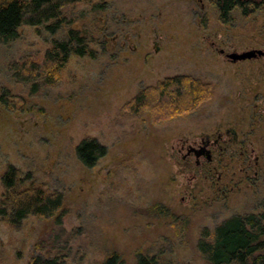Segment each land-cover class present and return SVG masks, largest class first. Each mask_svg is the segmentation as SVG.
Returning a JSON list of instances; mask_svg holds the SVG:
<instances>
[{
	"label": "rangeland",
	"instance_id": "obj_1",
	"mask_svg": "<svg viewBox=\"0 0 264 264\" xmlns=\"http://www.w3.org/2000/svg\"><path fill=\"white\" fill-rule=\"evenodd\" d=\"M65 16L56 33L22 25L0 43V178L13 164L25 184L62 192L67 208L60 225L0 218V264H30L60 247L70 264H95L112 250L126 264L139 251L160 264H207L196 249L204 228L264 210V55L226 56L264 50V10H234L225 24L209 0H93ZM70 29L88 37L96 58L71 56L37 89L15 76L14 64L48 66L46 50ZM175 74L212 85L193 112L154 122L122 108L141 86ZM218 133L211 161L188 156ZM84 137L107 148L93 167L75 153ZM2 192L0 179V200Z\"/></svg>",
	"mask_w": 264,
	"mask_h": 264
},
{
	"label": "trees",
	"instance_id": "obj_2",
	"mask_svg": "<svg viewBox=\"0 0 264 264\" xmlns=\"http://www.w3.org/2000/svg\"><path fill=\"white\" fill-rule=\"evenodd\" d=\"M93 0H0V43H7L19 36L22 25L42 26L50 33H56L65 22V11L76 4L91 3ZM222 23L233 21V11L242 16L264 10V0H209ZM88 37L79 30L70 29L63 39H54L46 50L43 64L13 65L15 76L37 89L38 79L50 76L53 69L61 70L73 55L97 57V51L88 45ZM42 64V65H43ZM212 85L205 80L189 75L175 74L158 80L155 84L141 86L129 99L123 109L131 115L147 113L151 121L160 122L172 117L193 112L203 100L211 95ZM7 103V92L0 96ZM75 153L81 163L93 167L106 155L107 148L95 137H84L75 146ZM29 175V174H28ZM28 175L26 177H28ZM3 188L0 200V218L16 227L29 215L53 218L61 224L67 208L64 194L49 191L34 180L25 184L20 169L8 164L1 174ZM24 182V184H23ZM48 251L52 246L47 244ZM44 246V245H43ZM40 242L37 248L43 250ZM196 249L207 264H264V210L259 213L233 214L216 223L212 230L204 228L196 242ZM50 253V252H49ZM43 255L37 253L30 264H70L60 247L58 253ZM95 264H126L121 254L112 250ZM134 264H160L155 255L136 252Z\"/></svg>",
	"mask_w": 264,
	"mask_h": 264
},
{
	"label": "flooded vegetation",
	"instance_id": "obj_3",
	"mask_svg": "<svg viewBox=\"0 0 264 264\" xmlns=\"http://www.w3.org/2000/svg\"><path fill=\"white\" fill-rule=\"evenodd\" d=\"M259 55H264V50L262 54H257V56ZM222 138L223 137L220 133L214 138H211L210 136L202 137L201 143L191 144L188 147V156H191L192 154L196 157L204 156L207 161H211L214 152L222 146Z\"/></svg>",
	"mask_w": 264,
	"mask_h": 264
},
{
	"label": "water",
	"instance_id": "obj_4",
	"mask_svg": "<svg viewBox=\"0 0 264 264\" xmlns=\"http://www.w3.org/2000/svg\"><path fill=\"white\" fill-rule=\"evenodd\" d=\"M223 51V50H222ZM221 51V52H222ZM263 51L260 49H253V50H249V51H243V52H233V53H227L226 56L231 59L232 61H236V60H243L246 58H251V57H256L257 54H262Z\"/></svg>",
	"mask_w": 264,
	"mask_h": 264
}]
</instances>
